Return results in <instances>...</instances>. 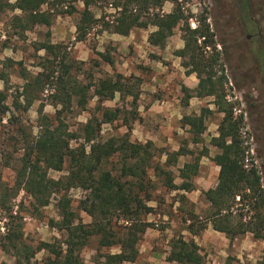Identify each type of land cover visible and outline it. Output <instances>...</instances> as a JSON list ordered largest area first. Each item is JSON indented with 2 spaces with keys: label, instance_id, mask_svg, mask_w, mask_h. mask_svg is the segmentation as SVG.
<instances>
[{
  "label": "rangeland",
  "instance_id": "rangeland-1",
  "mask_svg": "<svg viewBox=\"0 0 264 264\" xmlns=\"http://www.w3.org/2000/svg\"><path fill=\"white\" fill-rule=\"evenodd\" d=\"M178 1L184 13L191 16L188 19L191 28L205 18L213 32L218 63L223 64L228 79L224 84L226 100L232 104L234 115L242 117L241 136L249 146L246 161L257 166L264 188V72L261 74L257 63L261 57L259 51H264V0ZM5 2L0 0V70L8 72L9 79L7 84L0 80V89L7 94L5 103L9 110L0 117V186L15 189L23 138L35 136L40 124L50 122L56 126L61 122L67 131L77 136L70 140V147L83 144L88 150L83 138L84 125L89 119L94 125L95 118H101L105 108H117L118 118L102 123L99 129L95 127L96 133L103 138L129 134L132 142H151L153 153L144 177L146 191L151 194L147 205L152 210L140 215L141 220L150 225L137 244V258L122 264H180L166 260L172 243L178 238L194 240L201 256L200 264H257L262 261L263 239L253 237L250 231L230 239L207 221L212 207L203 191L217 182L219 166L212 158L218 149L212 145L211 138L217 135L223 113L217 110L214 96L196 95L199 79L196 73H187L182 58L176 53L184 45L181 23L173 29L164 46H155L148 41L155 26L135 27L126 36L113 33L105 26L117 15L114 0H90L93 21L84 39L78 40L76 23L84 8L83 0H46L40 10L51 15L50 26L34 24L26 30L14 26L13 18L22 16V12L7 7ZM174 6L173 0H165L161 7L143 11L142 18H150L153 13H168ZM256 26L261 38L253 35L247 41L246 34L254 33ZM47 32H50L49 37ZM46 40L57 46L54 52L37 49ZM100 53L108 55L112 63L105 61ZM8 58L12 63L6 67L4 62ZM260 64L263 68L264 64ZM59 75L70 82L88 85L84 107L78 104L77 95L65 105L54 97L62 95V89L55 90L53 83ZM106 77L119 79L126 87L115 92L113 98L96 95L94 90L99 80ZM185 88L189 91H184ZM40 107L43 117L38 113ZM200 114L204 116L205 129L195 140L192 129L183 124L182 118ZM17 129L24 130L25 135L20 134L23 131L16 133ZM176 151L180 152L176 160L170 159L169 154ZM196 158L199 169L191 179L193 188L185 191L169 186V179L175 186L182 182L180 168ZM118 160L117 155L111 156L102 168L114 174L120 166ZM68 168L69 159L66 158L62 170H48V175L57 179L66 175ZM139 191L141 195L145 192ZM62 192L71 199L76 221L90 225L91 216L79 205L88 190L72 186ZM58 196L53 193L43 207L36 206L33 198L22 189L10 197L13 213L17 211L15 222L22 224L26 243L37 246L40 242L57 243L55 240L66 238L64 229L50 224L51 219L60 220ZM7 216L0 208V262L13 264L12 253L1 247L5 227L11 223ZM245 216L247 219L248 215ZM128 220L114 215L111 223L124 230L131 222ZM190 221L197 228L206 225L194 235L187 230ZM118 251V245L100 247L99 237L92 235L81 249L80 257L83 264H94L98 253ZM49 255L46 250H39L33 261L45 264Z\"/></svg>",
  "mask_w": 264,
  "mask_h": 264
},
{
  "label": "trees",
  "instance_id": "trees-1",
  "mask_svg": "<svg viewBox=\"0 0 264 264\" xmlns=\"http://www.w3.org/2000/svg\"><path fill=\"white\" fill-rule=\"evenodd\" d=\"M165 0H114L117 15L111 23H107L106 30L126 36L135 27H146L148 24L155 26L148 37L150 44L164 46L173 29L181 23L184 45L177 50V55L182 58V65L187 68V73H196L199 82L195 89L198 96H214L217 110L223 113L217 128V135L211 138V143L218 152L213 156V161L219 166L217 182L214 187L203 191L204 198L210 202L212 213L207 218L213 229L225 233L230 239L250 231L253 237L264 240V188L259 170L253 162L246 161L249 146L241 136V116H235L233 106L226 100L224 84L228 82L224 74L219 55L215 53L216 42L213 32L205 18L201 24L191 28L189 14L178 0H173L175 6L168 13H153L152 17L143 19V11L150 8L161 7ZM188 2L190 0H182ZM46 0H6V6L18 9L22 16H15L14 26L26 30L30 25L43 24L50 26L51 15L41 11L40 7ZM84 8L76 23L77 39L83 40L87 28L91 27L93 14L89 10L90 0H83ZM47 37L50 32L46 33ZM57 46L49 40L41 42L37 49L54 52ZM212 49L210 52L206 50ZM205 51V53H204ZM109 64L111 58L105 53H100ZM12 60L6 59L4 65L11 66ZM217 66V67H216ZM219 72V73H218ZM9 74L4 69L0 70V80L7 84ZM57 88L62 89V95H54L62 105L70 104L72 96H79L78 104L84 107L88 85H80L65 80L62 75L53 82ZM125 84L119 79L106 77L99 80L95 94L103 98H113L115 92H121ZM184 91L188 92L187 88ZM188 95V93H187ZM7 94L0 89V117L9 110L5 103ZM30 105V102L27 104ZM38 113L43 117L42 107ZM118 109L105 108L101 118H95L83 127V138L88 144H79L70 147V140L76 134L67 131L63 124L53 126L52 123L40 124V130L30 139L23 138L22 154L19 166L16 169L15 189L0 186V208L6 212L11 223L5 227L1 237V247L4 251L12 253L13 264H38L33 261L34 255L39 250H46L50 255L45 264H83L80 251L87 244L89 236L99 237L100 247L119 246L118 252L98 253L94 264H122L133 262L138 256L137 244L141 235L150 225L141 220L140 215L152 210L147 205L151 194L146 191L144 177L150 166L153 153L151 142H132L129 134L103 138L96 133L102 123H111L118 118ZM46 118V117H44ZM183 124L188 125L193 131L194 139L204 131V116L184 115ZM24 134V130L17 129L16 133ZM176 151L169 154L170 159L176 160ZM10 155V154H9ZM117 155L120 166L118 172L102 168L103 163L111 156ZM66 158L69 159L68 173L57 179L48 175V170L60 171ZM199 169V159L185 162L179 170L182 182L175 186L172 179L167 182L169 186L189 191L193 188L192 178ZM130 178V179H128ZM72 186H81L88 190V195L79 201L80 208L88 213L91 224L86 225L76 221L75 213L71 208V199L63 190ZM24 190L30 195L38 207L46 206L53 193L58 194L57 206L60 220H50V224H57L66 231V238L57 243L40 242L37 246L26 243L23 239L22 224L15 222L16 214L13 213L9 203L10 197L17 195L19 190ZM139 190H145L141 195ZM234 207H236L234 209ZM122 216L131 222L124 230L117 229L111 223L112 217ZM248 218L246 219V216ZM128 220V221H130ZM133 220V221H132ZM206 224L195 227L193 222L187 226L188 232L198 235ZM198 246L194 240L178 238L171 245V250L166 256L167 261L180 264H200L201 256L197 252ZM0 264H9L1 261ZM257 264H264V259Z\"/></svg>",
  "mask_w": 264,
  "mask_h": 264
},
{
  "label": "flooded vegetation",
  "instance_id": "flooded-vegetation-1",
  "mask_svg": "<svg viewBox=\"0 0 264 264\" xmlns=\"http://www.w3.org/2000/svg\"><path fill=\"white\" fill-rule=\"evenodd\" d=\"M242 1H245V0H242ZM257 29H258V27L256 26V30H255L254 33H250L249 32V33L246 34V40L247 41L251 40V38H252L253 35H260V38H261V32H260V30H257ZM257 44H258V47L261 49L262 48L261 42L258 41ZM259 52H260L259 54L261 55V57H260V60L259 59L257 60V63L259 64V70H260L261 74H263V72H264V66L262 68L260 66L261 65L260 63H263L264 64V51L261 49V51H259Z\"/></svg>",
  "mask_w": 264,
  "mask_h": 264
}]
</instances>
